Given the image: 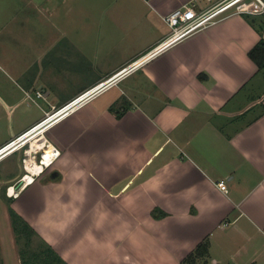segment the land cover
<instances>
[{"label": "crops", "instance_id": "1", "mask_svg": "<svg viewBox=\"0 0 264 264\" xmlns=\"http://www.w3.org/2000/svg\"><path fill=\"white\" fill-rule=\"evenodd\" d=\"M222 1L130 0L144 13L104 11L129 23L130 42L73 89L45 73L50 52L15 62L19 98L36 104L42 92L46 106L37 103L43 115L13 128L0 147L164 42L171 34L164 18L175 10L196 2L201 12ZM261 40L264 14L227 18L54 125L46 139L61 156L16 198H4L8 213L13 208L67 264H186L205 241L208 260L198 263L264 264V67L249 55ZM16 154L14 168L0 174L5 192L25 174Z\"/></svg>", "mask_w": 264, "mask_h": 264}, {"label": "rangeland", "instance_id": "2", "mask_svg": "<svg viewBox=\"0 0 264 264\" xmlns=\"http://www.w3.org/2000/svg\"><path fill=\"white\" fill-rule=\"evenodd\" d=\"M47 1L0 0V144L10 136L13 128L24 127L37 114L42 116L39 108L46 106L36 95L33 99L40 107L30 99H20L18 85L21 80L16 75L15 62L18 67L23 63L30 64L34 52H50L43 65L45 73L59 88L73 89L102 73L104 70L99 67L108 68L115 54L118 55L121 47L130 40L129 23L125 19L111 20L104 11L112 10L114 14L123 15L144 13L138 5L130 8V0L124 4L121 0L114 4L110 2L112 7L102 6L106 5L102 0ZM49 8L52 10L50 14L53 13L50 19ZM15 102L20 105L10 113L8 107ZM19 155L2 161L0 174L11 166L14 168V160ZM7 196V192L1 189L0 264H20L22 244H18L13 231L7 211L9 203L4 200Z\"/></svg>", "mask_w": 264, "mask_h": 264}, {"label": "built area", "instance_id": "3", "mask_svg": "<svg viewBox=\"0 0 264 264\" xmlns=\"http://www.w3.org/2000/svg\"><path fill=\"white\" fill-rule=\"evenodd\" d=\"M261 14H264V2L262 0H224L201 12L197 10V3L191 2L166 16L164 20L171 28V34L164 42L110 79L90 88L72 102L61 108H53L50 112H45V117L41 122L26 133L0 147V163L16 153H23L25 174L16 186L8 189V196L16 198L20 190L33 184L44 169L52 165L61 156V151L46 139V133L54 125L91 104L104 92L118 85L121 80L138 71L147 62L159 56L188 35L233 16ZM37 98L43 99L44 94L38 92ZM37 136H40V138L45 137L43 144L39 147H37V140H35ZM49 151L51 154H48ZM34 167H40L41 170L34 171ZM218 188L225 193L228 191L227 184L224 181L218 183Z\"/></svg>", "mask_w": 264, "mask_h": 264}, {"label": "trees", "instance_id": "4", "mask_svg": "<svg viewBox=\"0 0 264 264\" xmlns=\"http://www.w3.org/2000/svg\"><path fill=\"white\" fill-rule=\"evenodd\" d=\"M264 52V40L253 48L250 52V58L254 60L260 67H264V63L259 60ZM200 78H203L200 76ZM123 113L118 116L121 117ZM12 220L13 231L19 245L20 258L22 264H67L56 252L50 247L40 235L13 209L9 210ZM154 216H157L154 211ZM35 242H38L34 247ZM210 244L208 241L199 245L197 250L186 259V264H196L199 260L207 262L209 256ZM205 262V263H206Z\"/></svg>", "mask_w": 264, "mask_h": 264}, {"label": "bare ground", "instance_id": "5", "mask_svg": "<svg viewBox=\"0 0 264 264\" xmlns=\"http://www.w3.org/2000/svg\"><path fill=\"white\" fill-rule=\"evenodd\" d=\"M35 140H37V147H39V146H41L42 144H43V142H44V140H45V137H41L40 138V136H37L36 138H35ZM34 140V141H35ZM36 143V142H35ZM48 154H51L50 153V151L48 152ZM34 171H38V170H41V168L40 167H34V169H33Z\"/></svg>", "mask_w": 264, "mask_h": 264}]
</instances>
